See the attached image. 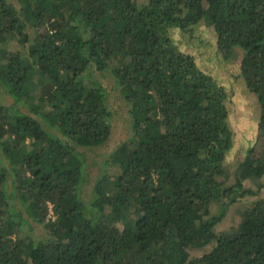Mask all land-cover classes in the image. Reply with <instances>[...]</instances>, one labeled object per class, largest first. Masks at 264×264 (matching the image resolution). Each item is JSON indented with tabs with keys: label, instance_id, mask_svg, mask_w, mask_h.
<instances>
[{
	"label": "trees",
	"instance_id": "trees-1",
	"mask_svg": "<svg viewBox=\"0 0 264 264\" xmlns=\"http://www.w3.org/2000/svg\"><path fill=\"white\" fill-rule=\"evenodd\" d=\"M19 2L0 0V94L29 109L0 102V264H264V198L237 228L215 231L232 204L264 187L243 183L264 175V152L253 158L251 147L225 185L227 90L171 36L203 22L225 59L244 52L264 140V0ZM12 38L18 46L8 50ZM106 70L130 104L131 136L105 159L116 173L96 181L89 206L79 148L111 138L108 93L92 81ZM32 222L51 237L35 239ZM211 243L190 259V247Z\"/></svg>",
	"mask_w": 264,
	"mask_h": 264
},
{
	"label": "rangeland",
	"instance_id": "rangeland-1",
	"mask_svg": "<svg viewBox=\"0 0 264 264\" xmlns=\"http://www.w3.org/2000/svg\"><path fill=\"white\" fill-rule=\"evenodd\" d=\"M16 8H20L19 0H10ZM138 4H144L147 0H136ZM30 29V28H29ZM32 30V29H31ZM40 30L36 29L38 34ZM171 36L180 50L193 55L199 68L212 75L220 84L225 86L228 98L226 104L229 109V122L234 131V142L232 148L226 155L225 168V185L229 186L235 182L237 168L247 156L251 147L256 148V152L250 154L253 158H261L264 152V140H259V118L260 107L257 97L251 93L246 86L245 80L241 75V62L244 52L240 48H236V52L232 58L225 59L223 54L218 50L217 35L213 27L207 26L200 22L194 27L193 32H183L179 28H172ZM5 48L15 50L18 46V39L12 38L6 43ZM92 81L102 84L108 93V103L110 110L113 112V129L111 138L104 144L95 148H79L84 153L87 164L85 181L80 186V192L83 199L89 206L93 200V188L96 181L102 175L116 173L115 168H109L105 164V159L121 142L130 138V120L129 108L130 104L124 99L119 87L116 85L115 78L111 71H95ZM0 102L9 105L13 109H19L23 112H29L28 105L25 101L16 100V98L4 91L0 94ZM244 187L257 190L264 184V175L261 178H248L243 181ZM12 179L9 181L8 187L12 190ZM10 190V191H11ZM9 191V192H10ZM264 198V187L256 196H246L238 202L232 204L226 213V216L217 224L215 231L218 234L226 233L238 227L242 211L253 202ZM92 208L90 211L95 213ZM213 213H218L220 203L215 202L211 208ZM52 211H49L47 218L51 219ZM32 230L29 233L37 240H47L51 237L49 230L37 222H32ZM122 227V225H120ZM213 243L201 247H190V259L201 257L203 254L212 249Z\"/></svg>",
	"mask_w": 264,
	"mask_h": 264
}]
</instances>
